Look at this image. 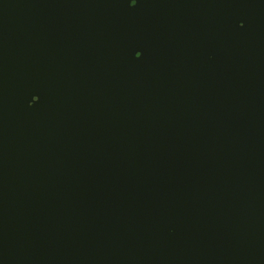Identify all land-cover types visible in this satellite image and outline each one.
Here are the masks:
<instances>
[{"label":"water","instance_id":"obj_1","mask_svg":"<svg viewBox=\"0 0 264 264\" xmlns=\"http://www.w3.org/2000/svg\"><path fill=\"white\" fill-rule=\"evenodd\" d=\"M0 264H264V0H0Z\"/></svg>","mask_w":264,"mask_h":264},{"label":"snow or ice","instance_id":"obj_2","mask_svg":"<svg viewBox=\"0 0 264 264\" xmlns=\"http://www.w3.org/2000/svg\"><path fill=\"white\" fill-rule=\"evenodd\" d=\"M130 5H135L137 3V0H129ZM241 26H243V24L241 23ZM142 55V53L140 51H135L134 52V56L138 59L140 56ZM38 99V97L33 96L32 97V101H36Z\"/></svg>","mask_w":264,"mask_h":264}]
</instances>
